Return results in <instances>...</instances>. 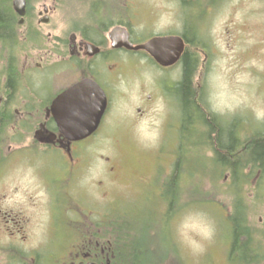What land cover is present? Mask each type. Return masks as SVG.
Returning a JSON list of instances; mask_svg holds the SVG:
<instances>
[{"label": "rangeland", "instance_id": "1", "mask_svg": "<svg viewBox=\"0 0 264 264\" xmlns=\"http://www.w3.org/2000/svg\"><path fill=\"white\" fill-rule=\"evenodd\" d=\"M132 1L144 10L153 8L161 12L154 17L157 27L176 22L175 28L180 32L185 22L189 23L186 19H192L193 33L198 31L203 36L198 47L193 44L190 51L198 58L193 88L205 117L209 120L210 113L222 117L241 133L240 141L263 135L264 10L261 7L264 0H210L211 4L207 5H202L206 0H130V5ZM168 11L172 14L168 15ZM5 12L8 21L11 4ZM146 71L143 74L148 80L150 74ZM15 104L10 106L8 114L14 113L15 107L17 111L25 109V102ZM162 105L165 104L161 100L153 101L151 109L139 120H123L112 113L104 119L98 133L85 143L87 154L80 163L82 167L65 187L84 207L78 217L71 213L65 214L68 218L46 217L45 211L48 215L49 205L53 203V192L45 187V196L42 195L39 181H56L59 175L56 168L62 166L60 157L41 149L29 151L28 147L35 143V133L27 132L26 127L18 131L16 125L13 129L18 133L9 132L8 125L5 139L0 143V181H29L33 190L38 183V205L34 212L38 223H34L28 236L37 244L45 263H52L48 262L53 261L51 255L67 253L72 239L67 241L66 226L74 229L75 219L80 221L79 226H87L82 214L88 205L92 210L91 200L96 205L89 219L98 222L100 216L107 215L101 232L108 230V236L113 238L119 235L130 242L138 241L137 248L141 249L135 250L138 264H232L230 255L239 258L242 253V259L235 264H264V195L258 184L252 183L255 178L263 181L264 173L258 179L254 166L249 164L245 170L238 169V176H233L228 165L216 161L200 119L194 118L191 123L194 131L200 130L181 140L178 104L167 114ZM14 115L11 123L9 120L11 125L17 122L18 113ZM242 153L241 145L238 156ZM110 166H114L113 171L109 170ZM128 170L133 175L126 173ZM142 175L155 176L157 180L144 189L133 181ZM173 176L170 185L167 181ZM229 177L236 181H225ZM163 182L166 193L162 192ZM15 199L5 202L18 210ZM8 204L3 207L9 208ZM241 206L243 221L232 248L231 217L236 207ZM122 212L124 217L120 215ZM259 216L263 217L262 222ZM128 221H132V227L130 223L125 225ZM58 246L63 248L56 250ZM131 249L132 246L124 250L132 255Z\"/></svg>", "mask_w": 264, "mask_h": 264}, {"label": "flooded vegetation", "instance_id": "2", "mask_svg": "<svg viewBox=\"0 0 264 264\" xmlns=\"http://www.w3.org/2000/svg\"><path fill=\"white\" fill-rule=\"evenodd\" d=\"M13 1H9V33L0 32V143L5 139L8 125L11 126L9 132L18 133L23 127L27 132L33 131L36 139L33 146L28 147L29 151L41 149L46 154L55 153L62 165L56 168L59 174L56 181H39L42 195L45 196V187L48 192H53V203L49 205L48 215L45 211L46 217L68 218L66 213L78 217L84 207L65 187L70 185L76 171L82 167L80 163L87 154L85 143L98 133L104 119L112 113L121 119L139 120L151 109V103L155 100L164 102L162 108H165V114L174 104L179 106L173 89L179 80L178 73L181 77L182 54L185 50L190 52L193 42L200 41L203 36L200 37L202 34L198 31L193 33V21L189 17L186 19L189 23L185 22L180 32L175 28L176 22L163 28L157 27L154 17L161 12L153 8L144 10L133 1L130 5V0H20L17 10ZM207 4L210 3L202 5ZM261 9L264 10V6ZM170 14L172 12L168 11ZM170 35L179 36L184 43L179 58L170 63L168 61L172 59L176 45L173 47L171 44L163 49L165 52L170 50V55L167 57L163 52L162 62L146 49L125 45L127 41L135 47ZM144 70L150 74L148 80L144 77ZM95 84L100 94L96 92ZM98 96L104 97V108L97 128L82 140H67L57 121L69 117L70 104L102 103ZM16 102H25V109L17 111L15 107L14 113L8 114L10 106H15ZM15 112L18 113L15 117L17 122L11 125ZM190 118L189 124L193 122V116ZM15 125L19 127L18 131L13 129ZM240 134L234 130L235 149L231 151L234 155L238 154L240 148ZM212 143L210 147L217 149L215 136ZM1 150L0 146V154ZM109 170L113 171L114 166H110ZM126 173L133 175V171ZM129 174L127 178H130ZM133 179L141 187L153 182L145 175ZM225 179L236 181L230 177ZM252 183L254 186L258 184L264 195V181L255 178ZM34 185L33 190L29 181H0V264H48L38 251L37 244L28 236L35 227L34 223H38L34 219L38 205V183ZM12 197L16 198L14 202L18 203V210L5 202L11 201ZM172 198H176V192ZM4 204H8L9 208H4ZM89 204H93V207L96 205L91 200ZM88 206L82 214L87 219V226H79L78 219L73 220L76 222L74 229L66 226L65 229L69 230L66 232L69 236L67 241L72 239L68 251L62 256L51 255L53 261L48 262L119 264V249L133 246L125 237L108 236V228L101 232L107 215L93 222L88 215L95 211ZM120 215L124 217L123 212ZM262 219L259 216L260 222ZM131 222H125V225ZM62 248L58 246L56 250ZM43 252L45 254V249Z\"/></svg>", "mask_w": 264, "mask_h": 264}, {"label": "trees", "instance_id": "3", "mask_svg": "<svg viewBox=\"0 0 264 264\" xmlns=\"http://www.w3.org/2000/svg\"><path fill=\"white\" fill-rule=\"evenodd\" d=\"M4 7V9L2 8ZM9 8V1L8 0H0V32H7L9 27V21H5V15ZM5 12V13H4ZM5 14V15H4ZM200 41L193 42L194 45H198ZM189 43L192 44V41L189 39ZM181 77L179 78L178 82L176 83L174 87V96L179 102V108L181 112V130H180V139L184 140L183 138L189 139L190 136L195 132L199 131L200 129L196 128L192 129V125H189L190 117L193 116L194 118H198L201 121L202 128L206 130V133L204 132V136H206V142L211 145L212 143V137L215 136V141H217L218 148L211 147L214 150L215 153V159L217 162H219L221 165H228L231 168V173L233 176H238V169L243 168L242 170H245L249 164H252L254 166V169L258 172V178L263 176L264 173V134L261 136H252L248 139H244L241 141L239 147L242 145V151L244 153L240 154V156L234 155L231 153L235 149V145H233V142L235 141L234 138V129L231 128L229 123H226L222 117L219 115H216L215 113H210L211 118L207 120V117L204 115V109L201 106V102L199 99L195 96V90L193 88L194 84V76L196 74V70L198 68V58L195 53L189 52V50H185L182 54L181 58ZM9 85L11 84L10 79L8 80ZM197 98V99H195ZM202 129V130H203ZM215 134V135H212ZM188 135V137H187ZM185 141V140H184ZM242 157V159H241ZM243 177H246L244 175ZM236 179V178H234ZM246 179V178H241ZM174 176L171 177L169 181H167L170 185L173 183ZM165 188L167 186L165 185ZM243 208L236 207L234 215L231 217L233 227H230L231 230V236H232V248L235 247L236 241H237V235L240 234L239 228L240 224L243 221ZM132 227V224L130 223V226ZM233 231V233H232ZM143 234L142 232H140ZM132 249L134 254L129 255L127 254V250L131 247H127V250L119 249L120 251V261L119 264H138L136 262L139 249L138 247V241L135 243V239L130 242V245H132ZM129 245V246H130ZM136 250V251H135ZM141 250V249H140ZM139 250V251H140ZM243 253L240 255L239 258L242 259ZM236 257H233L230 255L229 262L232 261V264H235L238 262V259ZM129 261V262H128Z\"/></svg>", "mask_w": 264, "mask_h": 264}, {"label": "water", "instance_id": "4", "mask_svg": "<svg viewBox=\"0 0 264 264\" xmlns=\"http://www.w3.org/2000/svg\"><path fill=\"white\" fill-rule=\"evenodd\" d=\"M19 1L20 0L13 1L16 10L18 9ZM171 44L173 47L176 45V49L173 50L172 59L169 60L172 62L176 58L175 55L178 56L183 48V42L178 36L157 37L135 47L127 41L125 42V45L128 47L146 49L160 62H162L161 56L163 52H165L163 49L167 46L170 47ZM165 54L169 57L170 50H166ZM95 90L99 94L101 93L96 84ZM98 100H101L102 103L87 104L83 102L80 105L74 103L70 104V108L68 109L70 113V115H68L69 117L58 121L59 125L62 126L63 130L67 133V138L80 139L96 128L104 108V97L98 96Z\"/></svg>", "mask_w": 264, "mask_h": 264}]
</instances>
